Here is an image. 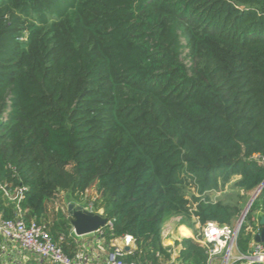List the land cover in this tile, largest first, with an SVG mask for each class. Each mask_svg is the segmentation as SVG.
<instances>
[{
	"label": "trees",
	"instance_id": "16d2710c",
	"mask_svg": "<svg viewBox=\"0 0 264 264\" xmlns=\"http://www.w3.org/2000/svg\"><path fill=\"white\" fill-rule=\"evenodd\" d=\"M261 158L264 0H0V186L23 189L22 216L67 256L80 250L67 203L94 190L106 237L135 240L127 262L170 260L165 224L232 225ZM258 209L264 188L242 251ZM0 213L17 217L1 187ZM181 245L180 264H208Z\"/></svg>",
	"mask_w": 264,
	"mask_h": 264
},
{
	"label": "built area",
	"instance_id": "2783aa9c",
	"mask_svg": "<svg viewBox=\"0 0 264 264\" xmlns=\"http://www.w3.org/2000/svg\"><path fill=\"white\" fill-rule=\"evenodd\" d=\"M256 157L260 158L258 156ZM261 162L264 163V158H261ZM0 187L9 198L14 200L17 210V217L14 219H3L2 216L0 217V238L2 243H11L15 246H19L22 250L28 253H33L43 260L51 262L52 264H152L143 262H127L125 260L126 256L132 252L131 247L134 246L135 243L134 238L129 235L121 237L122 243L113 246L109 257L105 262L91 259L81 249L73 258L67 256L62 248L52 241L45 226L34 221L27 222L22 216L19 204L24 199L23 189L18 191L17 196L11 197L10 192L6 191L3 186ZM257 190L255 194H257ZM85 210L95 212L93 203L89 202ZM248 212L249 210L247 213L246 210L242 212L239 218L232 225H220L217 222L210 221L205 224H201L197 221L199 222L200 227L194 240L195 243L204 248L208 258V264H214L216 260H221V264H264V243H256L255 241L256 236L260 234L262 229L260 224H258L259 227L255 232L253 231L252 224H250L247 228V231L252 233V237L254 238V244L251 248L244 253L237 250L239 234L245 224ZM112 228L113 223L111 221H107L105 227L97 231V233L106 237V229L111 230ZM73 232L75 233L74 228ZM163 233L164 228L162 236ZM126 247H129L130 250L126 251ZM3 250L2 245V256L4 254ZM236 251L238 255L235 254ZM3 263L13 264L14 262L10 258L7 262H5V259L3 258ZM159 264L180 263L172 258Z\"/></svg>",
	"mask_w": 264,
	"mask_h": 264
},
{
	"label": "crops",
	"instance_id": "0c3cea01",
	"mask_svg": "<svg viewBox=\"0 0 264 264\" xmlns=\"http://www.w3.org/2000/svg\"><path fill=\"white\" fill-rule=\"evenodd\" d=\"M215 193L214 198L216 200L221 197V195L224 192H213ZM212 194V193H211ZM213 198V196L211 195ZM86 201L82 199L79 203H67V210L69 215H71L74 218V215L69 211L68 206L70 204H74L76 207L74 209V212L76 211V208L78 206L83 207L86 209L87 204L85 203ZM254 215V225H253V231L255 232L260 224V220L262 217H264V211L262 209H258L256 212L253 213ZM2 214L0 213V217ZM195 226L194 228H190L184 223L181 222L180 217H173L171 218L164 226V233L162 236L163 240V245L165 247L171 248V259L177 260V262H181V251H182V245L181 242L184 239H191L195 242L194 238L198 233L200 224L197 222L195 219ZM252 231V232H253ZM76 235V234H75ZM253 234L250 233V240L248 243V249L251 248V246L254 244V238L252 237ZM77 243L82 251L86 253L91 259L100 261V262H105L107 258L109 257V254L111 253V250L113 249L114 245L121 244V238H116V239H108L107 237H104L103 235H100L99 233L95 232L92 234H88L85 236H77ZM197 244V243H196ZM3 245V258L5 259V262L10 258L13 262H18L21 264H33L34 261L38 262V264H52L51 262L47 260H43L39 256L33 254V253H28L24 250H22L19 246H15L11 243H2ZM198 245V244H197ZM134 246L131 247V250L133 251ZM239 252H246L240 250L239 246L237 248ZM237 253V251H236ZM235 253V254H236ZM239 253V254H241ZM234 254V255H235ZM238 255V253H237ZM218 262V260L216 261Z\"/></svg>",
	"mask_w": 264,
	"mask_h": 264
},
{
	"label": "water",
	"instance_id": "95a60500",
	"mask_svg": "<svg viewBox=\"0 0 264 264\" xmlns=\"http://www.w3.org/2000/svg\"><path fill=\"white\" fill-rule=\"evenodd\" d=\"M263 188H264V183L259 186L257 190V194H255L251 198L250 202L248 203L245 209L246 213L248 210H250L255 200L259 197ZM75 207L76 206L74 204H70L68 206V209L74 215L73 228L77 236H85L88 234H92L105 227L108 220L104 218V216L101 213L85 210L81 206H78L76 208L77 212H74ZM260 226L262 227V229L260 234L257 235L255 238L256 243H264V217H262L260 220ZM125 250L129 251L130 248L126 247Z\"/></svg>",
	"mask_w": 264,
	"mask_h": 264
},
{
	"label": "rangeland",
	"instance_id": "374dc122",
	"mask_svg": "<svg viewBox=\"0 0 264 264\" xmlns=\"http://www.w3.org/2000/svg\"><path fill=\"white\" fill-rule=\"evenodd\" d=\"M256 190H257V189H256ZM256 190H254L253 192H251L250 194L247 195V198L245 199V201H246V205L244 206V208H243V210H242L243 212L245 211V209H246L248 203L250 202L251 198H252L253 195L255 194ZM225 191H226V192L223 193V194L221 195V197L219 196L220 198H222V197L224 198L226 194H229V193H230V189H229V187H227V189H226ZM227 191H228V192H227ZM188 192H189V194H188V198L191 199L192 193H194V189H188ZM211 195L213 196L214 201H217L216 198H214L215 193H212ZM95 196H96V191H94V190H93V191H89V193H88V195H87V198L85 197V199H83V200L86 201V199H91L90 201H92V203H93L94 200H95V198H94ZM62 198H63V196H62ZM63 199H64V198H63ZM63 199H62V202L58 204V207L61 206V207H63V208L66 210L65 204L63 203ZM241 214H242V213H241ZM241 214H240V215H241ZM235 253H236V252H235ZM236 254H237V253H236ZM3 264H6V263H3Z\"/></svg>",
	"mask_w": 264,
	"mask_h": 264
}]
</instances>
